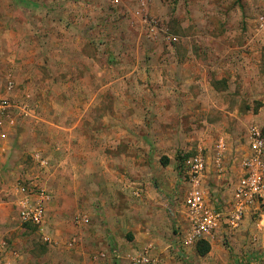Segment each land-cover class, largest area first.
Wrapping results in <instances>:
<instances>
[{"label": "rangeland", "instance_id": "1", "mask_svg": "<svg viewBox=\"0 0 264 264\" xmlns=\"http://www.w3.org/2000/svg\"><path fill=\"white\" fill-rule=\"evenodd\" d=\"M74 1L69 4L68 0L62 1L64 7L59 16L57 0H0V97L5 95L10 79L17 85L13 96L29 95L31 101L33 98V110L39 103L49 106L46 102L53 97L66 101L69 98L81 100L88 94L93 96L94 92H83V86L89 83L80 80L83 75L69 73L71 67L82 64L76 54L77 48L67 41L68 35L89 34L93 42L87 44V52L94 56L105 54L96 58L98 65L106 70L97 79L101 77L103 83L110 84L101 94L106 102L102 113L139 118L142 121L139 125L143 127L136 141L142 146L143 153L136 155L138 166L137 171H133L131 159L135 155L128 142H123L118 153L108 148L109 159L111 154L113 160L115 155L122 156L123 170L117 174L122 177L115 178V172L113 175L91 173L86 190L94 201L86 208H79L70 219L74 224L75 216H86L84 213H87L88 226L79 228L74 224L71 228L67 225L65 233L56 234L51 219L44 231L20 221L17 226L26 229L7 237L21 254L15 264H131L135 253L145 250L156 264H264V227L258 225L253 213L245 218L238 230L223 224L210 239L211 250L204 256L197 252L201 241L185 243L189 225L184 201L190 184L183 179L182 171L184 160L199 146H204L208 167L202 186L212 206L216 199L215 188L221 186L223 189L229 182L233 186L240 177L249 130L258 127L264 135V30L258 23L259 16L264 14V0H147L145 6L137 0H105L108 4L105 11L115 19H107L104 29L108 37L102 40H97V35L101 34L97 32L101 19L98 7H95V16H91L96 17L97 22L96 28H91L93 31L86 30L83 25H71L69 14ZM149 21L156 24L155 30ZM136 33L140 43L135 39ZM197 34L204 38L205 44H193L190 38ZM247 40L251 43L243 44ZM46 42L48 47L54 45L53 54L50 49L48 53L41 49ZM186 44L191 45L192 50L197 45L203 66L206 70L211 69V76L206 81L203 82V76L199 75L205 83H198L202 106L187 103L181 108H172L165 116L166 122L159 124L151 121L147 106L124 105L128 106L125 108L117 105L116 99L122 95L126 101L140 99L143 102L154 95L149 90L152 76L147 70L142 73L143 77H137L141 90H133L118 86L121 83L116 81L118 68H130L133 62L147 66L153 62L152 55L165 54L169 45L179 48ZM226 44L246 47L235 49L236 56L232 58L234 53L225 52L223 45ZM31 51L33 56H29ZM45 55L51 58L43 64L41 59ZM229 63L236 71L226 77L220 71ZM29 64L32 65L27 67ZM25 69L32 70L28 77ZM59 70L63 72L61 75H57ZM54 79L64 83L77 79L81 82L77 89L82 90L48 89L47 85H52ZM130 82L132 76L127 80ZM67 110L74 113L71 108ZM93 113L97 114L98 110ZM123 127L124 136L127 134L131 139L130 126L125 123ZM154 128L157 132H152ZM220 140L224 141L226 149L219 164L215 146ZM147 146L152 148L150 153ZM99 159V154L93 156L95 164ZM27 162L26 171L34 172L31 156ZM111 176L117 187L107 185ZM26 181L29 184L30 181ZM72 239L77 240L73 247L69 246ZM99 253L104 256L96 259L94 255ZM13 254L6 251L0 257V264H8V260L2 259L7 255L13 257Z\"/></svg>", "mask_w": 264, "mask_h": 264}, {"label": "crops", "instance_id": "2", "mask_svg": "<svg viewBox=\"0 0 264 264\" xmlns=\"http://www.w3.org/2000/svg\"><path fill=\"white\" fill-rule=\"evenodd\" d=\"M57 1L56 11L59 14L64 7L62 6L64 0ZM71 1L68 0V4ZM72 4L73 8L70 9L69 14L72 26L79 27L83 25L86 30L96 28L94 26L97 23L95 21L96 17L91 16H95L97 12H94V10L95 7H98L99 18L101 19L99 25L97 24L99 27L97 32H101V34L97 35L99 38L96 37L95 33L93 35L97 40L108 37L104 29L106 28V21L115 18L109 16L105 11L108 5L105 0H75ZM41 7L45 8L44 4ZM58 20L60 21V19ZM19 24L21 25V20H19ZM93 30L91 29V31ZM135 35L137 36V33ZM139 38V35L135 38L138 43H140ZM209 38L215 41L214 37L209 36ZM92 39V36L90 38L89 34L84 33L82 36L68 35L67 41L77 48L76 54L81 59L82 64L71 67L69 73L75 76L83 75L84 77L80 80L89 82L83 86V92H94L93 96L88 94L87 98L84 97L81 100L69 98L66 101L63 98L53 97L51 101L46 102L49 106L46 107L43 103H39L29 117L21 118V120L16 118V125L14 126L9 125L6 120L0 123V196L4 201L0 204V257L6 251L13 252V257L7 255L2 259L8 260V264H15L21 258V254L14 245L9 243L7 237L14 236V234L26 229L17 226L21 220L18 216V207L10 191L17 183H27L26 179H28L30 185L44 188L51 193L52 199L48 205V220L53 221L55 232L59 234L60 231L65 233L68 230L65 231L67 225L74 228L76 216L73 219L74 224L72 221L70 222L72 216L80 210L79 208H86L88 203L94 201L91 194L86 190L92 172L98 171V173H108L110 175L115 172V178L122 177V175H117L120 174L118 172L123 170L122 156L115 155L116 159L113 160L114 156L111 154L109 159L108 148H111L112 152L118 153V149L123 147V142H128L131 153L135 155L131 159L132 169L137 171L136 166H138V163L135 161L138 159L136 155L141 152L142 146L136 141V136L139 132H142L143 126L139 125L142 121L134 116L102 113L106 102L101 94L108 89L110 84L103 83L101 77L97 79V76H103L106 70L98 65L96 58H102L105 54L102 52L99 56H94L87 52V44L93 42ZM190 39L193 44L199 43L202 45L204 43V38L199 34ZM28 42L31 43L30 40ZM243 42L247 45L251 43L249 40ZM32 47H34V44H32ZM223 47H225L227 54L234 53L232 56L234 58L236 56L235 49L241 50L242 47L246 46L239 47L236 44H226ZM168 48V52L165 54L161 52L152 55L153 62L147 66L133 62L130 68L125 69L124 66L118 68L119 75L116 74V81L121 82L118 84L119 87L122 85L133 90H141L137 83V77H143L142 73L147 70L152 76L151 89L149 90L154 93L152 99L146 102L140 99L126 101V98L122 95V98L116 99L118 106L121 105L125 108L128 106L124 105H131L133 108L147 106L151 111V121L153 120L154 123L159 122V124L166 122L165 116L170 113L172 108H181L187 103H192V106H202L203 101L200 95L198 96L201 91L198 83L202 82L199 75L203 76L204 82L205 79L210 78L211 69L206 70L203 66V58L199 57L201 50L197 49V45L192 50L191 45L187 44L179 48L169 45ZM41 49L46 53L50 49L52 54L55 51L54 45L48 47L47 42L43 43ZM208 51H210V47ZM242 55L247 54L242 53ZM29 56H33V51L29 53ZM49 57H46V55L42 57L43 64ZM32 59L33 57L30 60ZM30 65L32 64L27 67ZM234 71L236 70L233 64L230 65L229 63L225 67L222 66L220 74L229 77ZM26 72L28 77L31 75L32 70ZM61 73H63L62 70H59L57 75H61ZM131 76L132 82L127 83ZM52 82V85H47L48 89L54 90L61 87L67 91L82 90L77 89L81 83L77 79L69 83L55 79ZM222 90L224 92L225 89ZM230 90V88L227 89L229 92ZM32 101L30 99V103ZM67 108H71L74 113H70ZM96 110H98V113H93ZM125 123L131 128V139H128L129 135L127 134L124 136L123 125ZM119 125L122 126L119 127ZM155 128L151 129L152 132H157V128ZM163 128L167 130L166 126ZM163 132L165 131L163 130ZM147 149L150 153L152 148L147 146ZM96 154L100 155L97 164H95L96 160H93V156ZM28 156H31L34 161V172L26 171L29 167ZM112 161H115L114 164ZM111 177L112 179L107 180V185L117 187L116 183L113 182V176ZM223 187V189H221V186L215 188L217 192L214 198L230 199L233 186L229 182ZM84 215L87 216L88 214L84 213ZM93 216L95 217V215ZM76 226L80 228V226ZM46 227H48V223L41 229L44 231Z\"/></svg>", "mask_w": 264, "mask_h": 264}, {"label": "built area", "instance_id": "3", "mask_svg": "<svg viewBox=\"0 0 264 264\" xmlns=\"http://www.w3.org/2000/svg\"><path fill=\"white\" fill-rule=\"evenodd\" d=\"M145 6L147 0H137ZM152 30L156 24L149 21ZM259 26L264 30V14L258 18ZM16 83L8 80L5 95L0 97V123L5 120L11 126L16 125V118H25L32 115L30 96L16 98ZM1 125V124H0ZM218 149V162L221 163L222 155L226 149L223 140L216 144ZM208 163L204 146H199L196 152L183 162V179L190 184L186 193L184 206L187 214L189 230L184 238L187 245L197 241L209 242L215 233L225 224L232 230H238L245 218L253 213L257 216L258 225L264 227V135L258 127H252L248 132L247 151L240 163V177L232 187L230 199L216 198L215 204L210 205L207 192L202 186ZM14 202L18 207L19 218L23 223L33 224L43 228L48 222V205L51 202V193L41 187L28 183H17L11 189ZM138 194V193H137ZM4 201L0 196V204ZM78 226H88V216H78L75 219ZM77 242L72 239L69 246ZM104 253L94 255L103 257ZM131 264H156L148 253L136 252Z\"/></svg>", "mask_w": 264, "mask_h": 264}, {"label": "trees", "instance_id": "4", "mask_svg": "<svg viewBox=\"0 0 264 264\" xmlns=\"http://www.w3.org/2000/svg\"><path fill=\"white\" fill-rule=\"evenodd\" d=\"M210 250H211V246H210V243L207 241H201L197 245V252L201 256L208 254Z\"/></svg>", "mask_w": 264, "mask_h": 264}]
</instances>
